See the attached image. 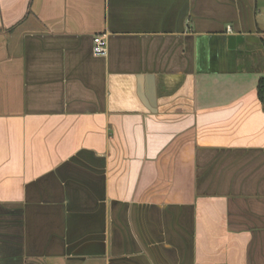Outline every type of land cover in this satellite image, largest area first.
<instances>
[{"label": "crops", "instance_id": "1", "mask_svg": "<svg viewBox=\"0 0 264 264\" xmlns=\"http://www.w3.org/2000/svg\"><path fill=\"white\" fill-rule=\"evenodd\" d=\"M263 14L0 0V264H264Z\"/></svg>", "mask_w": 264, "mask_h": 264}, {"label": "built area", "instance_id": "2", "mask_svg": "<svg viewBox=\"0 0 264 264\" xmlns=\"http://www.w3.org/2000/svg\"><path fill=\"white\" fill-rule=\"evenodd\" d=\"M264 19V14H263ZM93 54L95 56H106L108 52V36L100 34L93 37Z\"/></svg>", "mask_w": 264, "mask_h": 264}, {"label": "trees", "instance_id": "3", "mask_svg": "<svg viewBox=\"0 0 264 264\" xmlns=\"http://www.w3.org/2000/svg\"><path fill=\"white\" fill-rule=\"evenodd\" d=\"M263 45H264V40H263ZM257 90H258L260 101L262 102V105L264 108V77L260 78L258 82Z\"/></svg>", "mask_w": 264, "mask_h": 264}, {"label": "water", "instance_id": "4", "mask_svg": "<svg viewBox=\"0 0 264 264\" xmlns=\"http://www.w3.org/2000/svg\"><path fill=\"white\" fill-rule=\"evenodd\" d=\"M165 97H169V96H165ZM170 98H168V100H169Z\"/></svg>", "mask_w": 264, "mask_h": 264}]
</instances>
